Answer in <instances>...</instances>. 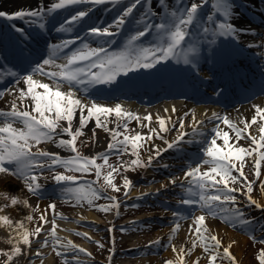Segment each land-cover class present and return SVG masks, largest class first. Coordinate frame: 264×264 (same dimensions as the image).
<instances>
[{
	"label": "snow or ice",
	"instance_id": "1",
	"mask_svg": "<svg viewBox=\"0 0 264 264\" xmlns=\"http://www.w3.org/2000/svg\"><path fill=\"white\" fill-rule=\"evenodd\" d=\"M120 2L121 0H54L47 8L40 5L32 9H20L11 14L0 11V18L23 21L36 25L41 30H46V17L67 7L82 4L118 6ZM159 2L164 4L165 0H159ZM210 2L213 10L206 17L202 16V8ZM141 3L148 4L149 0H129L128 5L112 24L103 27H91L88 30V35L96 37L117 35ZM91 10L89 7L73 14L70 19L59 26L57 31H70V26L73 23L82 21L89 15ZM152 15L153 13H145L144 18L137 21L142 23V30H136L134 34L129 35L125 47L118 52H110L103 45L92 48L88 43H83L82 48L65 55L63 57L64 62L57 64L56 61L61 59L60 52L76 43V40L69 39L63 40L60 44L48 46V58H44L42 63H35V66H32L31 57L34 53H26L23 48L18 50L16 53L17 60L19 65L24 66L23 72L26 74L8 71L7 75L15 78L14 85H20L23 82L26 88L0 89V100L5 98L6 93L13 97L9 101L10 107L7 110L0 109V174L11 175L20 179L29 193L42 196L44 186L39 182V176L35 174L36 170H40L41 174L43 169L52 170L56 166H63L69 171L81 173H89L95 170L96 181L88 184L78 183L79 177L66 175L62 172H55L51 177L57 185L61 186L62 193L72 196L77 204L86 200L91 205L95 200L101 198V195L106 193L108 188L115 192L121 190L114 183V173H120L121 169L135 171L137 168L151 167L163 152L179 148L185 136L188 135L187 132L183 131L185 128L183 119L179 120L181 131L176 138L167 141L161 133L169 131L167 122L171 121L170 116L165 118L157 115L156 122L159 125V130H157L151 127L153 120L151 113L142 118L118 103L114 106H107L96 102V100L84 101L77 96L76 90L81 89L87 93L89 89L100 85H114L121 75H128V73L138 69H153L162 61L176 58L177 50L182 54L183 63L195 66V61L198 59L200 52V42L195 39L191 43L186 41V37L193 36V28L196 29V35L202 34L209 45L216 44L221 37L238 40L241 33L252 35L257 33L252 29L238 28L233 22L235 16L234 0H199V2L192 0L190 5H184L183 0H178L177 5L164 14L160 22H153L149 18ZM113 28L116 30H112ZM12 29L20 36L27 38L22 27L13 24ZM153 31L156 33V40L151 47H143L138 44L142 38L152 34ZM77 39L81 38L77 37ZM105 43L110 45L112 42L105 41ZM186 43L188 46L185 49ZM254 46L264 47V41L260 44L248 45L249 48ZM2 58L0 57V59ZM82 63L83 66H81ZM16 66L13 65V67ZM49 67L58 70L51 71ZM93 69L99 70L93 71ZM37 73L48 77L49 80L54 82L55 87L53 88L49 83L34 79V75ZM4 76L5 73L0 72V79ZM65 84L68 90L61 91ZM217 95H220V93H217ZM28 99L31 101L30 104L25 103ZM253 107L255 108V114L250 121H241L243 127H239L228 116L220 117L217 113H212V118L220 120L223 125L233 130L235 138L233 140L228 131H222L218 127L214 128L211 138L205 140L206 146L203 148V155L206 158L202 160V163L197 164L195 167H189L185 172L184 178L189 185L185 189L187 198L180 200L179 203L198 205L203 214L195 216L193 220L195 227L194 229L191 226L189 228V233L195 237L191 240V247L187 249L181 247L177 252L175 245H172L173 252L178 257V264H187L186 258L193 253L198 244L202 246V252L208 260V264H217L218 260L222 262L225 259L229 261V264H236V257L230 251L232 245L229 244L227 247H223L222 241L217 235L209 234L206 217L222 218L225 219L226 223L240 226L246 231L252 232L253 230L248 228V225L252 224L253 220L245 218L246 213L240 208V202L236 195L238 192H243L249 206L264 210V205L258 203L251 195L254 191L255 181H249L244 172L245 158L253 157L254 175L256 180H259L261 163L264 162V107L259 105ZM172 111H176V109L173 107ZM77 113H79L78 126L74 128ZM188 115V113H185V117ZM109 117L113 118L111 122L115 124L114 128L108 127ZM122 119L124 120L123 124L120 122ZM191 119L193 125L192 135L195 136L199 134L197 124H203L204 121L197 120L195 110L191 113ZM131 120H136L141 127H148V134H142L140 131H136L134 135L126 134L128 132V122ZM92 121L95 122L96 126L91 130L93 138L96 136V129L102 128L109 134L111 139L105 152L87 156L79 151L77 141L79 137L85 135L84 130ZM144 121H147V124ZM62 122H65L66 126ZM17 123L22 127H16ZM253 125H258V137L249 131ZM172 126L175 127L174 124ZM153 135L156 138L165 140L166 147L161 149L159 146H153L149 149L153 154L149 155L145 161L141 159L140 149L144 148L153 139ZM218 138L222 139V144L217 143ZM245 139L250 141L248 147L240 144V141ZM192 142V140L188 141V143ZM41 143H51L57 148L69 150L74 155L62 157L58 152L42 150L39 147H36V150L33 151V147L39 146ZM84 143H87V141H84ZM111 152H116L120 156L129 154L135 158L123 161L118 166H113L109 164V153ZM98 160H101L102 163H98ZM203 165L209 167L201 171ZM105 166L111 169L106 175L102 173ZM162 167L168 168L169 165L163 164ZM234 172L237 175H234ZM101 178H103L104 183L99 184L98 187H92V184L97 183ZM170 183L176 185L177 179L172 178ZM237 183H240L241 187H233ZM73 184L76 186H69ZM131 186L132 181L125 175L123 187L128 189ZM167 187V184L162 185V188ZM260 188L264 190V182L260 183ZM159 191L158 189L157 192ZM125 195H128V192H125ZM0 197L9 199V194L0 192ZM105 198L114 203L112 205H99L100 210L108 212L115 208L118 215L120 203L116 197L106 196ZM9 202L11 206L21 205L31 208L27 198L11 195ZM8 206V203L0 205V212ZM49 209L53 213L51 221L48 220L47 215ZM32 211L35 212L36 209L33 208ZM57 215H60L61 219H67L62 214L56 213L54 202L50 203L39 216L40 225L31 232L25 226L24 220L16 221L10 215H0V227H5L15 233L7 239V244L11 247L8 250L0 249V257L4 258L0 264H14L15 260L28 256L33 239L40 241L41 234L45 231L44 225L49 223L52 227L40 242L34 255L40 257L43 255L40 248L52 247L56 256L63 257L62 264H89V261L81 259V253L85 254L86 257H91V252L75 244L72 240L62 238L57 234ZM172 215L173 217H179L178 212H173ZM24 219L32 221L33 216L29 214ZM83 219L84 217L80 218L81 221ZM180 227L179 222L174 224L171 229L172 234L169 236L170 241ZM78 235L91 239L86 232L78 233ZM253 238H255L254 234ZM94 242L99 247H104L99 241ZM260 242L264 243V240ZM112 243L114 245L115 241L113 240ZM159 243V240L150 241L148 246ZM112 251H114V248ZM108 259L109 264H111V256ZM259 260L264 264V249L260 250ZM28 264H34L30 257ZM41 264H43V260H41ZM165 264H177V261L168 259ZM193 264H199V258H196Z\"/></svg>",
	"mask_w": 264,
	"mask_h": 264
},
{
	"label": "rangeland",
	"instance_id": "2",
	"mask_svg": "<svg viewBox=\"0 0 264 264\" xmlns=\"http://www.w3.org/2000/svg\"><path fill=\"white\" fill-rule=\"evenodd\" d=\"M252 1H254L255 3H258V5L261 7V9L263 10L261 11V14L257 13L256 10L252 9L251 2H249V0H234L235 10L238 11L237 13H240L241 15H243L242 13H244L243 12L244 6L247 5L249 8L251 6V11H252L251 14L253 16L251 18L249 16L250 18L249 20L251 24H248L246 27L239 26L237 24L236 26L238 28L252 29L257 34L252 35L250 33H241L239 35L238 40L227 38V37H221L217 40L216 44L209 45V43L203 37L202 34L196 35L194 33L196 29L193 28L192 29L193 36L186 37V41H188V43H191L192 40L195 39V40H199L200 42L199 43L200 52H199L198 59L195 61V64L204 63L206 68H208L210 65L218 64L219 61L222 59L221 56L227 57L230 54H233V52H241V53L243 52L245 55L249 57L255 56L257 52L260 55L264 54V47H263V52L259 50L260 48H258L255 51L254 49L256 47H251L250 49L243 47V46H248L251 43L260 44L262 41H264V0L262 1L252 0ZM191 2L192 0H187V1L183 0L184 5H190ZM196 2H198V0H196ZM128 3L129 2H127L124 6H121L120 8L121 12L128 5ZM177 3H178V0H167L166 2L167 7H168L167 12H169L173 7H175ZM108 5L110 4L94 5L96 9L95 10L96 13L94 16L91 15L88 17V21L85 22V25H88L87 27H95V26L103 27V26H108L112 24L111 19L109 17L105 18V16H102L101 13L99 12ZM120 5L121 3H119L118 6H115L113 13L116 9L119 8ZM141 5H143L144 8L146 9L149 8L148 4L141 3ZM87 6L88 5H84L83 7L80 6V9L85 10ZM207 8L208 9H206L204 13H202L201 11L202 16L206 17L208 15L207 11L213 10L212 7H210L209 5H207ZM144 16H145V10L143 11H141L140 9L134 10L132 16L129 18L128 22L124 25L125 28H131L129 29L130 31L127 32L129 34L125 36V39L120 44V46L116 49V52L120 51L121 49L125 47V44H126V41L129 35L134 34L136 30H142V23H138L137 21H141L142 18H144ZM69 17L70 15H66L64 18H69ZM255 26H260L261 28H256ZM154 32L155 31H153L152 33ZM73 37L74 36L68 37V40L72 39ZM109 38L111 37H107V36L97 37V38L90 37V39L92 40L94 44L93 45L89 44V46L92 48H95L94 46L96 45L102 46L104 45L105 41H107ZM155 40H156V37H153L152 35H148L145 38H142L141 41L138 42V44L142 45L143 47H151L152 44L155 42ZM248 40L254 41V42L246 43V41ZM82 46H83V43L78 41L75 45L68 48L67 52L64 55H61L60 57L63 58L65 55H69L72 51L78 48H82ZM187 46L188 44L186 43L185 49L187 48ZM115 48L109 51L113 52ZM179 53L180 51L177 50L176 58H169L166 61H162L159 65L156 66V68L138 69V70L142 71V73H144L145 76L146 74H148L149 78L154 79L156 78V76L159 75L160 69H164L165 73H168L166 76L170 75L173 70L186 71L187 67L189 68L191 67L194 69L195 67L192 64L183 63V58L179 56ZM215 53H216V56H214ZM44 58H48V54L45 55L43 59ZM0 60L3 61V64H0V72L5 73V76L2 79H0V83L2 84L1 85L2 88L0 89L14 87L15 78L8 76L7 72L17 71V69L13 67V65H11L9 62H5L3 58ZM58 61L59 59L56 61L57 64H58ZM238 65H241L244 69H246V66L253 67V65L250 63L248 65L245 63H240V64L230 63L228 72L233 73V71L237 69ZM260 65H261V62L258 65L259 70H255V71L259 72L261 76H264V64H262L261 66ZM49 70L57 71L58 69L54 67H49ZM98 70L99 69H93V71H98ZM205 70H209V69H205ZM209 71L211 72V70ZM255 71L251 73L248 80L252 81L253 79H256V78L262 79L256 75ZM21 74H26V73H21ZM199 75L202 77L203 74L201 73ZM34 79L41 80L44 83H49L50 86H52L53 88L55 87L54 85H52V83L54 84L53 81L49 80L48 77L41 76L39 73L34 75ZM186 79L187 78L180 76L178 77L175 84L177 83L179 84V82H181L182 84L186 86L188 85L187 88L190 89V93L195 92V94H200L202 92L207 93V91H209L207 90L209 89L208 85L200 81L199 78L197 77L193 78V75H192V79L195 81L196 86H199V88H194L196 86H192L190 83H187ZM250 81L247 82L248 87H249ZM232 83H236V82L232 81ZM23 88H26V86L23 85ZM64 88L65 89L68 88L66 84L64 85ZM12 98H13L12 96H9L6 93L5 98L3 100L7 101V100H11ZM258 99H261V97L260 96L255 97L253 100H251L247 104L255 103L258 101ZM263 100H264V96H263ZM120 101L121 100L119 99L115 102H120ZM242 105L244 104L236 102L234 104H230L229 105L230 107L227 106V109H230V110L232 109V112H231L232 114L230 113V115H228V118L232 120L234 117H239V116H236L235 108H240ZM112 119H113L112 117H109V121H108L109 125L113 124L111 122ZM120 122L121 124H123L124 120L122 119ZM15 126L22 127V125L18 123ZM151 126L152 128H156L157 130H159V127L154 123L153 120H152ZM200 127L204 128L202 126ZM217 127L220 130H222L223 128L221 125H218L215 128ZM168 128L173 131L180 129L179 124L178 125L175 124V127L172 126L171 128L170 126ZM227 128L228 127L226 126V128L223 129L222 131H226ZM136 131H140L142 134H144L143 132H145V135H146L149 132V128L141 127L140 124L136 120L129 121L128 122V132L126 134L134 135ZM203 132L204 130L202 129L198 130L199 134H203ZM207 135L208 137H206V139H210L211 136L213 135V131L209 132ZM253 135H257V137L259 136L258 133H253ZM120 138L122 139V137ZM156 140H159V142L156 141V143L155 142L152 143L151 141H149L148 144L144 148L140 149L141 159L146 160L149 155L153 154L149 149L147 150L149 145H152L150 147L152 148L153 146L160 147L163 143H165L164 140H161L159 138H156ZM84 141H87V143H84ZM242 141L247 142V144ZM92 142H93V138L85 134L84 136H81L78 138L77 147L82 154L90 156L88 154V150L91 148ZM217 143L222 144L223 143L222 139L218 138ZM249 143L250 141L246 139L240 141V144L245 147H248ZM197 144L198 145H196L195 147L201 148L202 150L206 146L205 142L197 143ZM51 145H52L51 143H41L39 146H34L33 151L36 150V147H39L42 150L48 151V147H50ZM107 146L108 145H106L104 148L99 150L98 153L105 152L107 150ZM162 147L165 148L166 144H163ZM179 148H185V150L180 151L181 156H178V157H180L179 158L180 161L184 162L186 160L189 165H192L189 167H195L197 164L202 163V160L206 158L203 155V151L200 153L201 156H199V154L197 155L194 152V150L196 149H193L194 147H192L191 145L189 146L184 143H181ZM176 149L177 148H174L175 151L173 152H176ZM165 153L163 152L162 154H165ZM70 155H74V154L71 153L70 151L66 152L63 155L61 154L62 157H68ZM167 155L169 159L171 158L172 160H175L173 158L172 153L169 152V154ZM109 156H110L109 164H112L113 166H118L123 161H129L135 158V157L130 156L129 154H124L123 156H120L116 152H111ZM161 157L162 155L153 162L152 170H151L152 173L156 171L158 167H161L164 164V160ZM178 161L179 160H175V162H178ZM245 161L246 162H245L244 172L247 175L249 181H255L254 191L251 193V195L253 196L254 199L257 200L258 203H260L261 205H264V193L262 194V189L260 188V183L264 182V162L261 163V176L259 180H256V177L254 175L255 169L253 167V157H246ZM98 163H102V162L98 160ZM208 167H209L208 165H203L201 168V171L206 170ZM168 168H171V167H168ZM187 169L188 168L182 169L180 170V172L174 173V175L178 174L177 176H179L180 178H183L181 176L185 174ZM110 170L111 169L105 166L102 169V173L106 175L107 172ZM135 171L140 174V177L138 179V182L137 183L132 182V186L128 189H125L123 187V179H124V176L126 175L131 180V178L128 175L130 172H132V170L124 171L123 169H121L120 173H114L113 174L114 183L117 186H119L121 190L119 192H115L111 188H108L107 192L102 194L101 198L95 200L93 204L91 205H89L86 200L77 204L75 199L72 196L62 193L61 186L57 185L56 182L51 179V177L52 175L55 174V172H62L66 175H74L76 177H79L80 179L78 183L88 184L92 181H96L95 170L88 173L90 175V178L83 177L82 175L84 174L81 175L79 172L69 171L63 166H56L52 170L45 168L43 169L42 174L40 170H36L35 174L39 176V182L44 186L43 187L44 194L42 196H36V195H33L32 193H29L20 179H17L11 175H4V174H0V177L7 176L8 179L14 178L18 182V184L22 186L23 190L27 194V199L29 200L31 208L28 207V210L26 211L25 216L31 214L33 216V220L32 221L25 220V224L30 232L33 231L35 227L40 225L41 221L39 220V216L41 215V213L44 212L47 206L53 202L56 204L57 214H62L63 216L67 217V220L71 219L72 221H74V224L70 225L69 228L67 229H65L61 223L56 222V224L58 225L57 234L62 238H67V239L72 240L75 244L85 248L88 252H91L92 253L91 257H86L85 254L81 253V259L89 261V264H109V259H108L109 256H111V264H158V262L159 264H165V261L168 259L177 261V264H178V257H177V254L173 252L172 245L174 244L175 247L177 248L178 247L177 244L181 243L182 241L177 239L176 235H174L173 239L170 241L168 237L169 235H166L167 233L169 234H172V233L171 231L165 232V229L170 228L169 226H172V224L175 223L174 222L175 217H173L172 215L173 212H171V208L168 207L166 200H165L167 197L162 196V195L156 196L151 191L148 192L150 185L155 184L156 182L154 183L151 182L150 175H149L151 173L147 172L146 168H137ZM233 174L237 175V173L235 172ZM166 177L167 176H163V175L159 176L157 178V183L160 182L161 179L164 180ZM103 183H104V180L103 178H101L97 183L92 184V187H98L99 184H103ZM69 186H76V185L73 184ZM185 187L187 188L188 185H185ZM233 187L239 188L241 187V184L237 183L233 185ZM186 188H181L182 190L179 192L173 191L172 197L173 198L175 197L178 202H180V200L182 199L187 198V196L185 195ZM133 189L136 191H133ZM125 192H128V195H125ZM141 194H147V195L142 196ZM236 195L238 196V199L240 202V208L246 213L245 218L249 220H253V223L248 225V228L252 229L253 231L249 232L240 226H233L230 223H226L225 219H222V218H219V220L221 221L219 222L220 223L223 222L222 224L226 225V227H228L230 230L243 235L247 239L246 240L247 242L245 243V246L242 249L243 252L241 253V256H243V258L241 261H246L248 264H262V262L259 260V253L261 249H264V243L260 242L261 240H264V228H262V226H264V210L258 209L255 206H249L247 203V198L243 194V192H238L236 193ZM106 196L116 197V199L119 201L120 207L118 210L119 211L118 215L116 214L115 208H113L111 211H108V212L100 210L99 205H112L114 203L113 201L105 198ZM9 200H10V196H9V199H5L2 197L0 198V205H4L6 203L9 204L7 208H5L2 212H0V215H10L11 218L15 220V218L18 217L17 212L12 211V210H15V206H11ZM180 205L182 206L181 207L182 211L187 209L185 205L183 204H180ZM33 208L36 209L35 212L32 211ZM191 209L192 210L187 213L189 215H187L185 218L183 217L184 219H182V222H184V220H187L189 218L194 220L195 216H199L203 214L202 210L199 208L198 205L192 206ZM88 210L92 211L96 215V217L87 216L85 213ZM47 215H48V220L50 221L53 218V213L51 209L48 210ZM57 216H56V220L60 218V215H57ZM179 216H181L180 213H179ZM81 217H84L82 221L80 220ZM51 227L52 226L50 223L44 225L45 236L47 235L48 231H50ZM207 227L208 229H211L209 225H207ZM62 231H67L68 234L63 233ZM84 232L88 233L91 239L78 235V233H84ZM159 232H164V233L162 234ZM43 234L44 232L41 234L40 241H36L35 239H33L32 248L28 252V256L24 257L26 262L22 264H28L29 257L34 262V264H41V260H43V264H47L45 260L46 258L50 256L53 257L52 264H62L63 257L56 256L52 247H48L47 252L41 251L43 255L40 257H37L34 255L36 249L39 248L40 242H42V239L44 238ZM253 234L255 238H253ZM8 236L9 235H6V234L3 235L2 232L0 233V249L8 250L11 247L10 245L7 244ZM113 240L115 241L114 245L112 243ZM155 240H159L160 243L155 244L153 246H148L150 241H155ZM94 241H99V243L103 244L104 247L103 248L99 247V245L95 243ZM83 243H85V245ZM190 247H191V242H186L184 245V248L187 249ZM223 247L220 249L221 252L223 250ZM113 248H114V251H112ZM42 249L43 248H40V250ZM236 255L237 254L234 255L236 257V264H241L242 262H240V260L237 258ZM196 258H199V264H208V260L205 258L202 252V246H200L199 244L197 248L193 251V253L189 257L186 258L187 264H193V261ZM3 259H4L3 257H0V262H2ZM14 264H17V263L14 261ZM217 264H229V261L227 259L223 260L222 262L218 260Z\"/></svg>",
	"mask_w": 264,
	"mask_h": 264
},
{
	"label": "bare ground",
	"instance_id": "3",
	"mask_svg": "<svg viewBox=\"0 0 264 264\" xmlns=\"http://www.w3.org/2000/svg\"><path fill=\"white\" fill-rule=\"evenodd\" d=\"M53 2H54V0H0V11H4V12L11 14V13L16 12L17 10H20V9H32V8H36L40 5H43V6H45V8H47ZM249 2H251V4H252V9L256 10L257 13L261 14V9H260V6L258 5V3H255L252 0H249ZM63 11L64 10H60V12H63ZM71 11H72V6L70 7V12ZM95 12L93 10H91L89 12L88 16L94 15ZM237 12L238 11L235 10V16L233 18V22L235 24H237L239 26L246 27L247 23H249V24L251 23L250 20H248V19L246 20V18H244L243 15H241L240 13H237ZM72 14H75V12H72ZM50 15H51L50 17H52L54 14H50ZM4 24H5V22L0 21V25H4ZM47 24H49V22ZM255 27L261 28L260 26H255ZM57 29L46 28V30H41L39 28H28L25 31L30 33V37L33 40V43H32V45H33L32 47H34L33 49L34 50H41L43 56H45L48 54V46L53 45V44H60L76 28H70V31H67V32H60V31H57ZM4 31H6V29H2L1 32H4ZM27 36L29 37V35H27ZM0 40H1V38H0ZM250 42H254V41H249V40L246 41V43H250ZM251 44H254V43H251ZM22 46H24L23 43L19 46V48H22ZM244 47H246L247 49L249 48L248 46H244ZM258 48H260L259 50L261 52H263V47H256L254 50L256 51ZM64 51H65V49H63L61 52H64ZM232 60H235V59L232 58ZM257 60L263 63L264 62V54L260 57V59L258 58ZM63 62H64V60H63V58H61V59H59L58 64L63 63ZM220 66L224 67L225 63H221ZM240 69L243 72V69L242 68H240ZM225 74H226V76H229V75H227L226 72H225ZM243 74L248 76L247 72L246 73L243 72ZM214 77H216L217 79H220L219 81H222L220 85H223L224 86L223 88H225V84H227L226 83L227 78L223 74V71L220 72L219 75H217V76L216 75L212 76V79L216 80V78H214ZM241 78H242L241 74H239V72H236L234 78L232 77L231 79H235V80L238 79L237 81H242ZM246 78H248V77H246ZM245 84L247 85L246 80H245ZM23 85H25V84L23 82H21L20 85H14V87H23ZM52 85H54V84L52 83ZM213 86H215V83H213ZM257 88H258V86H257ZM37 90L43 91L42 89H37ZM67 90H68V88L65 89L64 86L61 88V91H67ZM76 92H77V96L84 101L95 100L94 98L96 97V95H92L89 92L85 93L81 89H77ZM260 93H262L264 95V90H262ZM168 95H171L170 97H185L183 92H175V93H170ZM207 95H209V94H205V95L204 94H200V95L197 94L195 96H190L189 98L195 102L182 101L181 98H172V99L166 100L167 97H164L165 99L162 98L163 100H156L154 98L151 99L148 97H140V96H136V95H130V98H128V99H130V101L102 102V101L96 100V102L101 103V104H105L107 106H114L117 103L121 104L125 109H127L133 113L138 114L142 118L144 116H147L149 113H151L152 117H153V121L158 127H159V125L156 122L157 115H159L161 117H165V118L170 116L172 119H171V121L167 122V126L168 127L171 126V128H172L173 124L178 125L179 120L183 119V121L185 123V128L183 129V131L187 132L188 135L185 136L184 141L182 143L189 145V146L191 145L192 147H194L193 149H196V150H194V152L197 155L199 154V156H201L200 153L203 150L201 148H197L195 146L198 145L197 143L205 142L207 135H204V134H197L195 136L192 135V131H193V125H192V119H191L192 111L195 110V115H196V118L198 121L199 120L204 121L203 124H197V129L198 130L202 129V130H204L205 133H208V132H212V130L218 125H221L223 127L222 130L226 128V126L223 125L220 120L212 118V113L215 112L220 117L228 116L232 112V109L230 110V109L225 108L226 102L228 101L227 104H229V103L234 104L235 103L234 100H229V97L225 98L224 96H220V95L216 96L215 94H210V96H207ZM239 97L240 96H238L236 98V100H238V101H249L250 100V99L239 100V99H241ZM11 100H7V101L6 100H0V109L7 110L10 107L9 101H11ZM25 103L30 104L31 103L30 99L26 100ZM246 103H248V102H246ZM254 105H259L261 107H264L263 97H261V99H258V101L255 103H250L247 105L244 104L240 108H235L236 116H239V117H234L232 119V121L235 122L239 127H243V124L241 123V121H244V120L250 121L252 116L255 114V108L253 107ZM173 107L176 109V111H172ZM165 109H167V111H165ZM185 113H188L189 115L187 117H185ZM78 118H79V113H77L76 120L74 121V128L78 126ZM62 123H65V122H62ZM144 123L147 124V121H144ZM65 126H66V123H65ZM114 126H115V124H112V125L108 124L109 128H114ZM200 126H202L204 128H201ZM95 127H96L95 122L94 121L90 122L87 125V128L84 130L85 134L87 136L92 137V131L91 130ZM143 128H145V127H143ZM180 131H181V129L176 130V131L169 129L168 132L161 133V134L165 137V139L167 141H172L176 138V136L178 135V133ZM226 131L229 132L230 136H232L233 139L235 138L234 132L232 129L230 130L227 128ZM249 131H251L252 134L253 133L259 134L258 125L253 126ZM143 133L145 134V132H143ZM64 138H68V137H64ZM110 139L111 138L107 132H105L102 128H97L96 129V136H95V138H93L92 146L88 150V154L90 156L96 155L99 152V150H101L106 145H108ZM189 140H192L193 142L188 143ZM156 141L159 142V140H156V137L153 135V139L151 140V142L156 143ZM242 142L247 144V142H245V141H242ZM163 144H165V143H163ZM162 145L160 146L161 149H163ZM151 146L152 145H149L147 150L151 149L150 148ZM181 150H185V148H177L176 152H173V151H175L173 148V149H169L166 152L167 154H169V152L172 153L173 158L175 160H179L178 162H175V160H172L171 158L169 159L167 157L168 155L165 152H164L165 154H162L161 158L164 160V164H168L169 167H171V168H164L161 166V167H158L156 169V171H154L153 173L151 172L152 166L146 168L147 172L151 173V174H149L151 182L152 183L156 182L155 184L150 185L148 192L151 191L156 196L157 195L166 196L167 198L165 200H166L168 207L171 208V212H178L181 215L179 217H175V221H174L175 223L179 222L181 225L179 231L177 233H175V235L177 236V239L182 241L181 243L177 244L178 245V247L176 248L177 252L179 251V249L181 247H184L186 242H191V240L195 238L194 236H192L189 233L190 226L193 229L195 227L193 220L191 218H189L187 220H184V222H182V219H184L187 215H189L187 213L192 210L191 207L193 205H185L187 207V209L183 210L184 211L183 212L181 210L182 206L179 204L177 199L175 197L174 198L172 197L173 191L179 192L182 190L181 188H186L185 185H188V181L185 180V178H184L185 174L181 176L183 178H180L179 176H177L178 174L174 175V173L180 172V170L185 169V168H189V166H192V165H189L186 160L184 162L180 161V159H179L180 157H178V156H181V152H180ZM48 151L58 152L61 155V154H65L69 150L57 148L55 145L52 144L50 147H48ZM161 175L167 176V177L164 180L161 179V181L157 183V178ZM128 176L131 178L133 183H137L138 179L140 177V174L136 171H132L129 173ZM172 178L177 179L176 185H172L170 183V180ZM188 179L190 180L191 178H188ZM165 184H167L168 187L162 188V185H165ZM158 189L160 190L159 192H157ZM133 191H136V190L133 189ZM0 192L7 193V194H9V196L16 195L19 198H27V194L23 190L22 186H20L14 178L8 179L7 176L0 177ZM263 193H264V190H262V194ZM27 210H28V207H23L21 205L15 206V210H12V211L17 212L18 217L15 218V220L16 221L24 220V223H25L24 218L26 217L25 215H26ZM10 214H11V212H10ZM12 214H13V212H12ZM85 214L89 217H96V215L90 210H88ZM59 219L56 220V222L61 223L65 229L69 228L70 225L74 224V221H72L71 219L70 220L61 219V218H59ZM206 221H207V225H209V227H211V229H209V234L217 235L218 238L221 239L222 245L224 247H227L229 244H231L232 245L231 250H230L231 253H233V255L237 254L236 255L237 258L240 260V262H242L241 264H248L246 261H241L243 258V256H241V253L243 252L242 249L244 248L245 243L247 242L246 241L247 239L243 235L238 234V233L230 230L228 227H226V225L222 224L223 222L220 223L221 221L219 220V218L207 216ZM174 224H172V226H169L170 228H166L165 232L166 231L170 232L171 229L174 227ZM25 226H26V224H25ZM1 232L3 235L4 234L9 235V236L15 235V233H13L10 229H7L5 227H0V233ZM62 232L68 234L67 231H62ZM159 233L163 234L164 232H159ZM166 235L170 236L171 234L167 233ZM43 236H45V231H44ZM83 244L85 245V243H83ZM22 247H23V245H22ZM40 251L47 252L48 247L43 248ZM45 261L47 264H52L53 263V257L50 256V257L46 258ZM15 262L17 264H22V263H25L26 261H25V258L22 257V258L15 260ZM157 262H158V260H157ZM238 263H239V261H238ZM158 264H159V262H158Z\"/></svg>",
	"mask_w": 264,
	"mask_h": 264
}]
</instances>
